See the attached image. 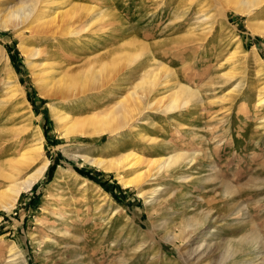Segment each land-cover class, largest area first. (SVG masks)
I'll use <instances>...</instances> for the list:
<instances>
[{"label":"rangeland","instance_id":"obj_1","mask_svg":"<svg viewBox=\"0 0 264 264\" xmlns=\"http://www.w3.org/2000/svg\"><path fill=\"white\" fill-rule=\"evenodd\" d=\"M9 1L0 0V7ZM53 2L51 12L67 8L64 0ZM71 2L114 15L89 29L79 26L75 36L62 31L44 38L29 24L0 26V166L31 143L36 129L49 161L44 176L10 210L0 208V264H264V35L250 26L264 22V0L251 15L227 9L226 0ZM133 40L138 45L132 51L141 55L119 62L104 88L81 101L47 98L36 83L41 66L35 65L45 64L49 50L62 51L66 68L83 72L89 49L107 57ZM31 48L45 56L24 51ZM151 54L170 70L156 85L139 88L147 100L170 93L174 81L196 95L180 97L181 107L173 110L137 111L117 134L61 136L57 109L74 114L78 105L83 115L128 95L142 72L153 69ZM11 72L23 99L4 101ZM162 81L168 90L161 93ZM138 131L149 140L139 139ZM130 151L146 159L172 152L183 157L176 169L151 168L153 176L139 188L124 187L115 174L79 157L118 158ZM139 167L145 172L149 164ZM196 220V230L187 226ZM245 243L251 250L243 249ZM13 247L22 254L8 262Z\"/></svg>","mask_w":264,"mask_h":264},{"label":"bare ground","instance_id":"obj_2","mask_svg":"<svg viewBox=\"0 0 264 264\" xmlns=\"http://www.w3.org/2000/svg\"><path fill=\"white\" fill-rule=\"evenodd\" d=\"M54 1L55 3L63 2V0ZM64 1L67 3V8L64 9L63 12L56 14V12H51L49 10L51 3H54L53 0H10L8 2L10 5L0 7V26L4 29H9L18 28L23 24H29L30 31L33 35L42 36L44 38L55 36L62 31H64V34L75 36L79 34L77 29L80 27L81 29L92 28V26L96 25L105 16L112 17L114 15L112 13L109 14L104 12L94 5H80L71 2L72 0ZM226 2L227 9L230 8L237 13L249 15H251L252 9L260 3L259 0H226ZM250 26L251 28L253 27V32L264 35V22H251ZM136 45H138V43H136L135 40L132 42L127 41L114 55L113 52L107 57H103V55L100 56L96 51H91V49H89L90 53H88L87 61L82 65V68L80 67L84 70L83 72L81 71L82 73L80 71L76 72L68 67L66 68L64 63L65 55H63L62 51H46L47 53H45V55H47V59L45 58V64L35 65V67L41 66V71H37L38 73L35 75L36 83L42 88V94L47 98L55 97L64 101L69 99L74 100V102L81 101L84 96H87V94H96L100 92L99 89L111 79L114 73L117 72L118 68L116 69V67L117 64L119 65V62L129 64L131 63V57L134 56V54H140L141 51L138 53L132 51ZM24 51L27 53L31 52L32 55H37L42 54L41 52L43 50L38 51L35 48H31V50ZM149 57L150 58L147 60L152 62L151 68L153 69H149L150 71L145 69L143 65L144 63L142 62V64L140 62V64H138L139 67L141 66V70H145L142 72L134 90H131L128 95H122L120 98H117L114 103L109 104L110 106L103 103L101 106H95L93 110L84 112L83 115H79L78 108L82 106L78 105H76V108L73 110V112H75L74 114H71L70 111L57 109L54 114L59 121L58 123H60L61 136L67 138L68 136L75 134L81 136L90 135L94 137H99L101 134L113 135L120 129L129 125L131 121L130 119H133V115L137 111H142L144 109L152 110L154 108L159 111L173 110L177 106L181 107L182 104L179 105L181 102L180 97L183 96L182 99L187 100L188 97L192 98L196 95L195 91L190 89L187 85L184 86L178 81H174L173 84L169 86L171 88L170 93L167 95H165V93L164 95L162 94L157 100H147V94L141 90L144 92L142 93L139 88L144 87L146 89L147 86L156 85L158 81L157 77L163 73L167 75L170 70L169 67L163 65V63L159 62L157 64L158 61L155 60L152 54L149 55ZM58 62L64 65L60 67L57 65ZM105 71H107V73H105ZM14 77V74L11 72L9 78L11 80L10 85L7 87V90L10 91L1 98L4 101L16 98L18 100L23 99V96H21L23 91L17 79ZM158 88H160L161 93L166 92L168 90V84L165 83V81H162L159 83ZM148 97H150V95ZM259 101L261 103L264 101L263 94H259ZM26 124H24L25 127ZM136 135L142 141L149 140L146 133L138 131ZM31 136L33 138L30 141L31 143L29 142L30 144L24 147L23 151L9 156L4 160L5 165L0 166V176L4 179V183H6V185L3 184L4 186L0 189V208L2 207L10 210L17 202L16 200L20 193L22 191L30 190L49 169L48 159L43 158L44 152L42 147L44 136L41 133V130L36 129ZM113 145V142L109 143L110 148H112ZM79 157H81L84 162L104 170L107 173L115 174L118 182L124 187L139 188L144 182H146L147 178L153 176L154 173H150L153 169H156L157 171H155V173H157L158 171L165 169L166 171H170L178 168L183 155L181 152H172L170 156L165 158L155 157L152 159H146L139 152L130 151L120 155L118 158L112 155L101 157L91 154H81ZM144 163L149 164V168L145 172L139 167ZM210 166H212V164ZM85 181L86 180L84 179L83 182ZM197 221L198 220L194 221L195 223L189 221L190 223H187V226L193 227V229L196 230L195 225L197 224ZM201 226H203V223H200L197 229ZM52 229L56 232H61V234L65 233V230L58 228L56 225L53 226ZM200 246L203 245L199 244V247ZM230 246L231 245H229V248H232V246ZM197 248L198 246L196 247V250ZM236 248L234 247L231 250L234 252ZM243 249L247 251L251 250L249 243H245ZM234 253H236V251ZM21 254L22 253L17 250L16 247L11 248L9 253L10 259H8V262L16 260ZM263 259L264 258H262L261 263L264 262Z\"/></svg>","mask_w":264,"mask_h":264}]
</instances>
